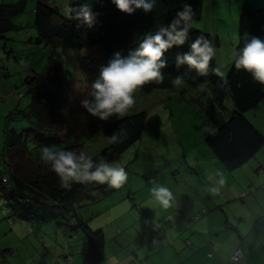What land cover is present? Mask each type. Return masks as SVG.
Wrapping results in <instances>:
<instances>
[{"label":"rangeland","instance_id":"374dc122","mask_svg":"<svg viewBox=\"0 0 264 264\" xmlns=\"http://www.w3.org/2000/svg\"><path fill=\"white\" fill-rule=\"evenodd\" d=\"M49 1L62 14L71 5V0ZM35 4L36 0H25L23 11L12 17L17 28L7 31L6 39L0 38V81H5V89L0 90V179L4 172L9 171L7 163L13 166L21 157L31 160L30 156H33L36 159L43 147L67 145L70 139L76 137L83 139L81 152L94 156L109 145V139L101 131L85 136L87 124L95 120L104 125L119 119L112 117L108 121H101L89 115L81 106L82 100L89 98L91 84L98 78L104 64L101 46L93 44L84 47L81 49L84 52L82 55L72 54L73 57L63 54L64 57L58 56L49 64L51 45L43 40L37 41L32 24ZM243 6L244 0H204L203 13L191 20L192 27L211 35L216 49L217 68L223 73L222 77L228 73L224 64L226 59L231 58V46L235 44L236 49ZM48 66H51V73H47ZM43 71H46L45 75ZM34 73L39 76L38 82L43 83V87L47 86L41 95L45 104L30 112L33 100L40 96L36 93L37 87L28 83L30 76L34 80ZM158 83L146 84L135 93V106L127 115L140 110L146 112L141 136L110 163L122 166L131 174L153 175L154 178L155 170L162 168L159 185L169 188L173 184L171 178L167 181L170 164L183 155H193L192 151L201 150L202 146L207 148L204 137L211 132L215 115H221L223 111L216 105L210 106L215 98L209 81L198 89L188 87L184 81L174 88H159ZM56 88L61 92L59 99L55 96ZM50 89L53 91L45 98L44 94ZM228 102L226 110L229 111L233 107L231 99ZM254 114L255 109L247 111V119L250 121ZM261 114L262 111H259V116ZM63 119H67V122L61 124ZM39 122H53L54 126L44 130ZM21 131H24L23 137L28 141L29 149L14 154L8 140H16ZM259 158L264 159V151ZM149 184L151 187L158 185L154 181ZM14 186L22 190L17 183ZM124 188L112 189L106 184L94 186L89 189L92 193L88 191L85 195L83 206L80 201L75 204V208H79L84 215L100 212L92 216L89 225L96 228L95 222L104 224L107 239L117 238L124 224L140 218L138 210L148 212L149 202L139 199L136 202L128 199L126 209L118 207L117 211L121 210L119 215L107 211L108 207L118 202L116 198L121 197ZM31 197L35 196L22 195L19 201H12L10 195H4L0 189V264H47L48 258L52 260L54 251L64 250L67 242H81L77 236H66L62 225L58 224L59 220L65 223L72 210L60 211L53 206L30 201ZM153 204L159 205L156 202ZM230 215L234 218L232 212ZM78 246L77 252L81 253L82 244ZM59 247L62 249L58 250ZM111 249L110 243H107L106 251ZM57 261L60 258L55 259V263Z\"/></svg>","mask_w":264,"mask_h":264},{"label":"trees","instance_id":"16d2710c","mask_svg":"<svg viewBox=\"0 0 264 264\" xmlns=\"http://www.w3.org/2000/svg\"><path fill=\"white\" fill-rule=\"evenodd\" d=\"M185 3L191 4L193 8L192 19L198 18L202 14L204 0H155L150 13L145 14L138 9L131 15L120 12L112 0H71L67 15L62 14L58 7L52 5L49 0H37L34 7L33 27L37 34V41L43 40L46 44L51 45L48 53L49 64L53 63L58 56L59 58L64 57L63 54H66L67 57H73L72 54L82 55L81 53H84L82 48L95 44L100 45L103 49V66H106L114 53L120 52L122 56H127L130 50L138 47L145 35L155 34L159 27L167 25L175 18L177 11L181 10ZM24 6L25 0L0 3V38L6 39L5 33L17 28L12 22V17L22 12ZM83 6L90 8L95 15V23L91 28L84 26L80 21L69 18L70 14H75L74 12L70 13V9L75 10ZM78 24H80L79 27H77ZM199 35H204L212 41L209 33L191 26L187 42L182 47H173L164 54L167 67L162 70L164 78L157 84V87L172 88L175 86L174 78L183 75L186 85L193 89H198L205 81H209L213 87L215 105L219 109H223L225 100L231 99L232 113L222 115L223 117L215 115L213 128L204 137V142L223 167L233 172L253 158L264 145V135L246 117L247 111L256 108L264 97V86L254 82L250 74L237 70L234 66L235 59L230 64L225 77L213 71L217 68L215 57L210 62L207 75L201 76L195 71H189L187 66H181L178 69L175 65L176 56L188 52L191 42ZM238 35L236 52L246 42L245 36L264 39L263 3L260 4L258 0H244ZM50 67H47V73H51ZM42 74L45 75L46 71H43ZM34 75V80L30 76L26 81H29V85L34 84V87H37L36 93L40 96L33 100L30 112L34 111L35 107L45 104L41 95H43V88L47 86L43 87V83L38 82L39 76L36 73ZM50 91L53 89L44 94L45 98L49 96ZM60 93L56 88L55 96L58 99ZM88 99L91 97L89 96ZM60 117L63 118V115L60 114ZM145 117L146 112L140 110L104 125L98 124L95 120L89 122L84 132L85 136H92L101 131L109 139L111 134L119 129H123L127 133L120 143H112L109 139V145L92 156L93 160H98L102 156L110 163L117 159L119 154L138 141ZM64 121L67 122V119L60 121L61 124ZM39 123L44 130L52 129L54 126L53 122ZM23 136L24 131H21L16 140H8V146L12 147L14 154L29 149L28 141H25ZM82 144L83 139L76 137L74 140L70 139L67 145H53L50 149L52 151L74 150L79 153L83 147ZM40 156L41 154L36 159L30 156L31 160L21 157V160L13 166L7 163L9 171L3 174L7 175L9 182L5 184L0 179L1 191L4 195H10L12 201H19V197L22 195L31 194L35 197H31L30 201L53 206L60 211L62 209L72 210L69 219L65 223L59 220L58 224L62 225L63 233L66 236H77L82 240L85 251L81 264H101L107 241L105 230L101 227L92 228L89 225L90 219L95 215L93 212H91L92 215H84L79 208H75L76 202L80 200L83 193L98 184L73 183L70 188L62 187L50 167L41 162ZM14 183L20 185L22 190L15 187ZM250 187L252 189V186ZM198 212H201L199 217L196 216ZM207 212V209L202 208L194 214V218H201ZM239 258L240 256L232 260L230 257V260L238 261ZM58 263L57 261L55 264ZM70 264H73V259Z\"/></svg>","mask_w":264,"mask_h":264},{"label":"crops","instance_id":"0c3cea01","mask_svg":"<svg viewBox=\"0 0 264 264\" xmlns=\"http://www.w3.org/2000/svg\"><path fill=\"white\" fill-rule=\"evenodd\" d=\"M9 2L16 0H0V3ZM258 2L262 4L264 0ZM68 12L69 8L64 15ZM235 53L233 44L231 58L224 64L227 71ZM215 62L217 67L216 55ZM4 83V80L0 81V90L5 89ZM228 100L224 101L223 109L220 108L223 116L233 111V108L226 110ZM215 104L212 101L210 106L215 107ZM254 109L250 122L264 135V97ZM259 111L263 117L259 116ZM263 151L264 145L253 158L233 172L223 167L208 146L193 150L191 156L183 155L182 160L176 158L170 164L171 172L167 178V181L169 178L173 180L169 189L174 202L167 209L153 204L155 201L149 184L154 181L159 185L162 168L155 170L156 178L125 170L128 173L125 188L120 193L121 197L116 198L118 202L107 211L119 215L121 210L117 211L118 207L126 209L128 199L133 202L139 199L149 202L148 212L138 210L140 218L124 224L117 238L107 239L101 264H264V159L259 158ZM220 179H223V184L218 183ZM211 188L219 190L212 192ZM88 191L92 193L87 189L79 200L80 205ZM136 207L138 209V205ZM202 208L208 212L195 219L194 214ZM95 226L105 230L99 221ZM107 243L112 247L110 251H106ZM67 244L64 250L59 247L62 253L54 251L52 260L62 257L58 264H64L65 254H68L72 256L73 264H81L85 251L83 244L81 253L77 252L79 243L71 241ZM236 249H240V258L231 261ZM55 259L48 258L47 264H55Z\"/></svg>","mask_w":264,"mask_h":264},{"label":"clouds","instance_id":"9594fccd","mask_svg":"<svg viewBox=\"0 0 264 264\" xmlns=\"http://www.w3.org/2000/svg\"><path fill=\"white\" fill-rule=\"evenodd\" d=\"M116 8L131 15L136 10L145 14L152 11L155 0H112ZM74 15L70 19L80 21L91 28L95 23V15L87 6L72 10ZM191 4L185 3L177 11L175 18L167 25L159 27L155 34L145 35L143 40L127 56L120 52L113 54L106 66H101L99 76L91 84V99H83L81 106L92 117L101 121H108L112 117L123 118L135 106V93L138 89L152 82H162L163 69L167 67L164 54L173 47H182L188 40L193 17ZM80 24L77 25L79 27ZM245 43L235 53L234 66L251 75L254 82L264 86V39L245 36ZM216 55L213 42L204 35H199L189 46V51L178 54L175 65L179 69L187 66L189 71L198 75H207L210 62ZM213 71L220 73V69ZM223 75V73H220ZM184 81L183 75L176 76L173 84L180 85ZM127 133L119 129L109 137L112 143H120ZM41 162L50 167L57 176L61 186L70 188L73 183H95L107 185L112 189H120L128 180V173L122 166L109 163L104 157L93 160L83 152L74 150L52 151L47 146L41 149ZM223 184V179L218 181ZM218 188H211L216 192ZM155 202L167 209L174 202L172 191L162 185L151 189Z\"/></svg>","mask_w":264,"mask_h":264},{"label":"built area","instance_id":"2783aa9c","mask_svg":"<svg viewBox=\"0 0 264 264\" xmlns=\"http://www.w3.org/2000/svg\"><path fill=\"white\" fill-rule=\"evenodd\" d=\"M1 181H2L3 183H5V184H7V183L9 182L8 177H7L6 174H2V176H1ZM200 215H201V212H198V213L196 214L197 217H199ZM239 254H240V250H239V249H236V250L234 251V253L231 255V259H232V260L237 259V258L239 257ZM64 260H65V263H64V264H70L71 261H72V256L67 254V255H65V257H64Z\"/></svg>","mask_w":264,"mask_h":264}]
</instances>
